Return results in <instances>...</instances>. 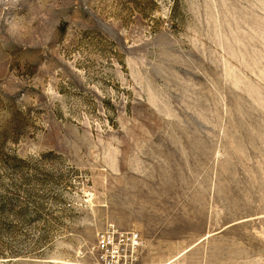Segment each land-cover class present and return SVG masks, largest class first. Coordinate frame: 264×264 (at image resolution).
<instances>
[{"label":"rangeland","instance_id":"1","mask_svg":"<svg viewBox=\"0 0 264 264\" xmlns=\"http://www.w3.org/2000/svg\"><path fill=\"white\" fill-rule=\"evenodd\" d=\"M264 264V0H0V264Z\"/></svg>","mask_w":264,"mask_h":264},{"label":"built area","instance_id":"2","mask_svg":"<svg viewBox=\"0 0 264 264\" xmlns=\"http://www.w3.org/2000/svg\"><path fill=\"white\" fill-rule=\"evenodd\" d=\"M144 245L138 230L109 224L97 232L96 264H139Z\"/></svg>","mask_w":264,"mask_h":264}]
</instances>
